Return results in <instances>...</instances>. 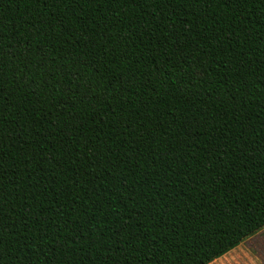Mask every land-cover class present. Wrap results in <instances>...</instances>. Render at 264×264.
Segmentation results:
<instances>
[{
  "label": "trees",
  "instance_id": "16d2710c",
  "mask_svg": "<svg viewBox=\"0 0 264 264\" xmlns=\"http://www.w3.org/2000/svg\"><path fill=\"white\" fill-rule=\"evenodd\" d=\"M0 43V264H211L264 229V0H0ZM25 45L86 53L107 98L48 105L80 84Z\"/></svg>",
  "mask_w": 264,
  "mask_h": 264
},
{
  "label": "snow or ice",
  "instance_id": "6c2138e0",
  "mask_svg": "<svg viewBox=\"0 0 264 264\" xmlns=\"http://www.w3.org/2000/svg\"><path fill=\"white\" fill-rule=\"evenodd\" d=\"M46 19L47 17H45V20ZM45 20H41L40 23L43 25ZM37 32H39V28H37ZM62 34H63V29H61L60 32L57 33L54 25L51 26L50 29L48 30V35L50 37H55V36L62 35ZM2 47H3V44L0 43V48ZM25 48L27 49V57L34 58L35 60H37L39 62V67L47 69L48 74L54 80L56 79V73L60 72L61 69H63L64 73H62V75L66 73V75H64V78L70 81H76L80 84V90L77 92H73L71 86L69 85L67 88V92L64 93L62 98L59 97L56 92V88L58 87V85H55V84L52 85V87L47 91V94L44 95V100L48 103V105L51 106V105L60 104L61 106H63L64 102L72 101L71 107H75L76 102L72 100V98L75 97L78 99L80 104L83 105L87 102L88 107H95L96 104L100 103V97H103L104 99L107 98L105 93H108V87L103 86L102 88V81L97 80L94 74H90V70L92 69L93 66L90 63H87L88 57L86 53L83 55H80L75 52L63 51L62 49L56 48L55 46H53V49L51 51L46 49L43 46H40L39 48L35 50L28 48L27 45H25ZM53 52H55L56 56H58L59 62H57L56 57L53 56ZM62 52L63 54H61ZM49 61H51L50 64H49ZM107 63L110 66L115 65V61L113 60H108ZM52 66H55V67L53 68ZM189 67H191V65H189ZM96 71H99V70L97 69ZM113 75L115 74L113 73ZM199 75H203V73H199ZM134 79H135V73H130L128 82L124 80H119L118 82L120 83V86L122 89H126L129 86V83ZM0 86H5V74L2 71H0ZM111 91L112 93H116V95L113 96V99H117L119 95V93H117V90L113 87ZM32 95H36V93L33 91ZM36 104L40 105L41 108L44 107L39 97L36 100ZM49 111H52L51 107L49 108ZM59 115H63V113L61 112L58 114V116ZM77 127H80V128L83 127V121H80L77 115H70L69 117L65 118L61 132L63 134L68 135L69 139L67 141H64L63 136H61V143H67L68 148L70 150L73 149V144L75 143V141L71 139L73 135V129ZM85 150H87L88 152L91 151V149L87 147V143H85L80 148V151L82 153H84ZM67 154L70 160L74 159L75 157L74 150L69 151ZM261 155H264V151H262ZM84 159L85 161H87L88 159L87 155H85ZM261 165L264 166V160L261 161ZM115 179H116V176H115V173H113V180ZM2 211H3L2 206H0V213H2ZM138 215L140 214L138 213ZM48 223L50 224L51 221H48ZM25 227H27V222H25ZM125 227H127V225H125ZM81 235L83 236V234ZM116 235L121 236V233L117 232ZM152 239L154 240L155 237H153ZM93 242H95V237H93ZM164 242L167 243V240H165ZM260 243L262 246H264V236H261ZM133 244H134V241L132 238L122 237L121 239L116 240L115 250L123 252L129 247V245H133ZM76 245H77V241L72 240L71 244L69 245V248H71L72 246H76ZM112 251H113L112 246L109 245L108 250H106L104 254L105 258L110 260ZM130 255L139 256L140 251L138 250L137 247L133 246L131 249ZM160 255H163V250H161ZM125 258L127 259V257ZM206 258L208 260H211L212 256L208 255Z\"/></svg>",
  "mask_w": 264,
  "mask_h": 264
},
{
  "label": "rangeland",
  "instance_id": "374dc122",
  "mask_svg": "<svg viewBox=\"0 0 264 264\" xmlns=\"http://www.w3.org/2000/svg\"><path fill=\"white\" fill-rule=\"evenodd\" d=\"M264 229L211 264H264V246L260 243Z\"/></svg>",
  "mask_w": 264,
  "mask_h": 264
},
{
  "label": "crops",
  "instance_id": "0c3cea01",
  "mask_svg": "<svg viewBox=\"0 0 264 264\" xmlns=\"http://www.w3.org/2000/svg\"><path fill=\"white\" fill-rule=\"evenodd\" d=\"M225 256V255H224ZM220 259V258H219ZM218 260V259H217ZM216 261V260H215Z\"/></svg>",
  "mask_w": 264,
  "mask_h": 264
}]
</instances>
